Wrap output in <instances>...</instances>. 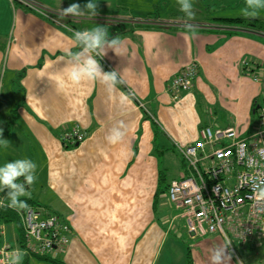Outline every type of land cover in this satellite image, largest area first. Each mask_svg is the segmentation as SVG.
Returning <instances> with one entry per match:
<instances>
[{"label": "crops", "instance_id": "crops-1", "mask_svg": "<svg viewBox=\"0 0 264 264\" xmlns=\"http://www.w3.org/2000/svg\"><path fill=\"white\" fill-rule=\"evenodd\" d=\"M45 5L52 17L0 0V138L10 142L0 151L5 157L16 150L33 158L37 179L29 193L40 188L44 202L28 196L32 206L70 223L67 247L52 257L65 264H155L167 241L169 257L174 249L186 253L179 243L182 234L172 227L173 212L183 218L180 209L168 202L166 192L154 202L159 176L164 177L163 157L168 149L178 152L176 144L197 139L202 126L233 127L246 136L258 124L264 105V33L192 21L197 35L189 38L185 17L114 16L83 23L62 17L60 6ZM97 25L122 41L117 53L110 49L100 59L104 71L116 70L124 81L113 98L98 82L58 87L68 53L78 51L74 32ZM192 62L197 65L192 87L174 90V76ZM121 92L129 97L123 106ZM118 122L126 136L114 145L106 137ZM73 129L85 134L75 145L63 140ZM1 198L7 201L0 192ZM186 230L191 238L198 236L187 225ZM207 235L212 239H204ZM202 236L205 256L200 254L198 264H210V250L225 241L217 233ZM3 241L9 242L6 228L0 232ZM253 246L242 248L251 255ZM227 252L229 264H237ZM29 264L52 263L34 258Z\"/></svg>", "mask_w": 264, "mask_h": 264}, {"label": "built area", "instance_id": "built-area-1", "mask_svg": "<svg viewBox=\"0 0 264 264\" xmlns=\"http://www.w3.org/2000/svg\"><path fill=\"white\" fill-rule=\"evenodd\" d=\"M11 1L52 17L51 11L37 0ZM196 66L195 62L185 65L174 76L171 87L189 90ZM84 136L80 130L73 129L63 135V140L75 145ZM176 149L183 162V174L169 182L166 196L172 206L181 210L188 230L200 236L219 234L224 241H232L228 249L235 255V245L264 243V204L256 203L250 187L253 177L264 174V105L258 124L248 135L240 136L233 127L205 125L199 129L197 139L185 145L176 144ZM19 216L23 245L3 241L0 264L17 248L22 254L54 256L67 247L71 226L66 218L44 213L32 205L22 207ZM4 228L0 226L2 234Z\"/></svg>", "mask_w": 264, "mask_h": 264}, {"label": "clouds", "instance_id": "clouds-1", "mask_svg": "<svg viewBox=\"0 0 264 264\" xmlns=\"http://www.w3.org/2000/svg\"><path fill=\"white\" fill-rule=\"evenodd\" d=\"M179 10L184 14V28L189 38H195L197 35V25L192 23L195 19V10L192 0H177ZM264 9V0H245V7L242 9V15L248 19L256 18L259 10ZM62 17L92 19L98 15V4L95 0H87L82 6L80 3H71L66 8L60 9ZM73 43L78 51L68 53V67L66 76L62 79L58 87L63 89L67 84L78 86L82 82H98L104 86L110 98L116 96L118 92L117 85L124 83L120 74L116 70L104 71L100 59H102L108 50L117 53L122 41L118 36L109 37L105 26L97 25L91 29L75 31L73 34ZM99 57V59H97ZM118 102L120 105H126L129 97L124 93H119ZM0 129V137H2ZM126 136V127L123 122L114 125L107 135L106 139L111 144H120ZM9 141L0 138V145L5 149L9 146ZM37 164L28 158H19L7 161L0 165V192L5 193L7 204L0 200V206L16 209L26 206L23 197L29 196V188L35 183L37 176ZM245 183H248L245 180ZM253 191V199L257 204H264V174L259 178L253 177L250 183ZM232 241L225 243L210 250V264H229L231 254L227 252ZM22 251L15 249L8 253L6 261L2 264H21ZM242 264V262H237Z\"/></svg>", "mask_w": 264, "mask_h": 264}, {"label": "rangeland", "instance_id": "rangeland-1", "mask_svg": "<svg viewBox=\"0 0 264 264\" xmlns=\"http://www.w3.org/2000/svg\"><path fill=\"white\" fill-rule=\"evenodd\" d=\"M40 3L44 4L46 8H51L45 3L49 4L50 6H60V8H66L71 3H80L82 6L87 2V0H37ZM98 4V15L93 17L92 19L87 17H81L75 22H83L88 23L90 21H101L103 19H113L114 16L117 17H129L132 19H139L144 20V18L150 17L151 19H157L159 16L160 18H169V19H177L178 17L183 18L184 14L180 12L179 5L177 3V0H95ZM193 7L195 10V19L193 21H210L212 22H218L215 18H228V17H244L242 15V9L245 7V0H192ZM53 12V11H52ZM51 12V13H52ZM257 18H260L264 20V9L259 10ZM212 21V22H211ZM2 146V145H0ZM167 152L169 153V156L164 158L163 162H165V168H164V177L167 181L171 177H175L179 170H183V162L179 158L178 152L168 149ZM9 153V154H8ZM4 152L0 151V165L7 161L19 159V158H29L28 155H25L21 157L22 155H19V152L15 150V153L13 154L12 151L6 152L7 155H12L13 157H5L3 156ZM18 154V155H17ZM37 163L39 162V158L37 159ZM40 188H36L34 192L31 191L29 197L34 198L35 201H38L40 204L44 202V199L41 197L42 194L39 193ZM5 195V193L1 192ZM35 194H38V196H35ZM35 196V197H34ZM38 200H37V199ZM2 199V198H1ZM4 200V199H2ZM181 211V210H180ZM177 211L173 212V214H176V218L172 221V227L177 231V233H181L183 238L179 242L183 246H186V253L188 248H191V253L193 250L194 255V261L196 264L199 263L200 254H201V245L202 241L204 239H212V235L204 236H195L190 237L187 234L186 230V220L184 218H181L178 216ZM13 227L14 234H11V229ZM7 234H8V241L15 243V233L20 234V231L16 226H13L12 224H6L5 226ZM184 234H183V233ZM219 235V234H217ZM173 236V235H172ZM204 237V239H202ZM13 244V243H12ZM262 245V246H261ZM217 247L218 245H214ZM257 246V245H254ZM253 246V250L251 252V255L246 254L244 252V249L238 245H235L237 255L232 253L236 263L242 262V264H264V243L259 244L257 247ZM188 247V248H187ZM170 243L169 241L166 242L164 246V254H159L157 257V261L155 264H164V262L167 261V264H185L187 262L186 253L177 254V249H174L173 254L169 257L168 254H166L167 251H169ZM200 251V253H199ZM254 252H257V255L254 254ZM258 252H260L258 254ZM175 258H173V256ZM203 259L204 256L201 254ZM30 259L36 258L35 256H29Z\"/></svg>", "mask_w": 264, "mask_h": 264}, {"label": "trees", "instance_id": "trees-1", "mask_svg": "<svg viewBox=\"0 0 264 264\" xmlns=\"http://www.w3.org/2000/svg\"><path fill=\"white\" fill-rule=\"evenodd\" d=\"M215 19L218 21V22H214L215 24L223 23V24H228V25L235 26V27L246 28V29L255 30V31L264 33V20L257 18V17L254 19H248L245 17H228V18H215ZM164 180L165 178L162 175L159 176V180H158L159 185L155 193L154 202L157 201L160 194H162L163 192H166L167 190L168 184H166V181ZM22 199L26 202V206L32 205L33 203L32 199L29 198L28 196L23 197ZM4 203L7 204L8 201L4 200ZM21 208L22 207L13 209L10 207L0 206V226L1 225L6 226V224L10 223L13 226H16L18 228V230L20 231V234L19 235L17 234V237H18L17 243L19 246L23 245V231H22L20 216H19V210ZM30 255L31 254L29 253H24L22 255L21 264H29ZM31 256H35L38 259L50 261L52 264H65L61 259L57 257L41 256V255H31ZM186 258H187L186 264H193V259L191 257L190 248H188L187 250Z\"/></svg>", "mask_w": 264, "mask_h": 264}, {"label": "water", "instance_id": "water-1", "mask_svg": "<svg viewBox=\"0 0 264 264\" xmlns=\"http://www.w3.org/2000/svg\"><path fill=\"white\" fill-rule=\"evenodd\" d=\"M192 234H193V232H192Z\"/></svg>", "mask_w": 264, "mask_h": 264}]
</instances>
